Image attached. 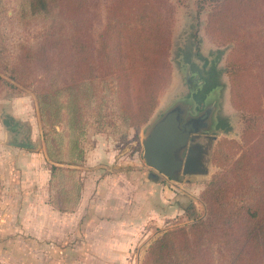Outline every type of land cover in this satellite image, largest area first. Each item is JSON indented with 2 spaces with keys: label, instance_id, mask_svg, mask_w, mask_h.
I'll return each mask as SVG.
<instances>
[{
  "label": "trees",
  "instance_id": "16d2710c",
  "mask_svg": "<svg viewBox=\"0 0 264 264\" xmlns=\"http://www.w3.org/2000/svg\"><path fill=\"white\" fill-rule=\"evenodd\" d=\"M8 2L0 0V86L32 88L50 167L48 202L72 213L84 187L89 118L124 136L158 106L171 74L173 8L169 0H105L97 29L98 0H10V16ZM205 6L208 34L231 46L229 100L245 127L241 143L221 138L214 146L219 171L201 194L203 216L186 208L191 222L152 242L142 264H264V110L261 119L256 111L264 108V0Z\"/></svg>",
  "mask_w": 264,
  "mask_h": 264
},
{
  "label": "rangeland",
  "instance_id": "374dc122",
  "mask_svg": "<svg viewBox=\"0 0 264 264\" xmlns=\"http://www.w3.org/2000/svg\"><path fill=\"white\" fill-rule=\"evenodd\" d=\"M202 2L203 0H169L168 2L173 8L171 47L168 57L171 74L167 86L159 97L158 106L149 121L137 130L129 129L122 136L120 133L114 134L109 125H102L103 128L98 127L97 124L93 123V119L89 118L86 136L81 144L87 152L90 151L91 146L99 145L103 162L97 164L93 169L88 168L89 170L86 171L84 169L86 159L85 164L80 169L79 177L83 180V185L88 177L91 178L88 180L87 195L91 193V190L92 194L86 202V208L90 206L89 203H93L90 198L95 195V192L93 193L94 187L99 186L101 188L100 195L104 197L103 204L110 200L111 204L114 202L113 206L117 208L118 205L121 206V212L116 214V218L113 216L110 219L120 218L121 220H139L141 222L139 228H129L130 232L133 233L131 238L134 240L124 246V254L121 260H89L90 264H142L152 242L165 231L191 222L186 219V208L191 206L195 208L198 215L203 216L204 214L205 209L201 201V194L211 176L219 171L212 164V159L209 175L191 178L182 176L180 181H172L158 174L148 167L142 159L141 138L152 123L178 101H191L195 104L191 98L187 97L186 79L189 74L180 66L185 55H188L191 60L197 61L199 65L203 61L196 59L195 54L206 57L209 62L214 61L216 64L215 69L219 73L222 88L209 99V102L215 101L216 113L223 118V125L226 128L224 131L215 133L217 136L215 145L221 138L233 139L241 143V134L245 125L240 113L230 104L229 77L225 71L227 62L235 59L231 53L230 45L224 46L208 34L206 25L210 8L208 6L202 7ZM98 3L96 10H94L98 23L95 26L97 29L102 23L105 0H98ZM8 8L10 10L7 15L10 16L12 8L10 0ZM14 31L17 30L13 29L12 34ZM31 91L32 88L17 92L10 89L9 86L3 84L0 86V238L5 239L4 243H0V264H27L28 256L33 257L38 264H58L59 261H63L62 258L50 257L48 255L49 247L61 249L80 247L75 243L79 238L77 236L73 238L72 232H69V236L60 234L64 240L55 241L50 245V242L45 241L43 243L42 240L40 242V239L38 240L29 233L23 232L26 229L9 226V222L21 221L33 215V212L22 213L19 211L17 204L4 202L5 191L16 192L17 189H20L17 182V171H19L18 165L22 164L23 158L15 153L20 151L27 155V159L32 156L33 162L36 163L33 168L34 172H44L49 175L50 171L49 165L45 163L43 151L42 134L44 130L39 122L36 102ZM262 110L264 108L260 109L257 106V116L260 119ZM108 119L109 117L105 121ZM5 121H10L13 127L5 126L3 124ZM55 128L57 131L62 129V127ZM14 130L28 131L31 143L35 147L22 149L12 146L10 143L17 142L21 136V134L14 133ZM32 185L24 189H28ZM35 188L36 190L48 189V182L44 181V185L42 184L40 187L35 184ZM47 203L49 204L48 198ZM120 213L122 217H118ZM39 216L37 218L39 222L58 220L57 217H44L43 213H40ZM57 216H62V214ZM90 216L96 217L89 208L85 212L83 211L82 218L84 220H89ZM97 217L102 220L106 219V216L99 212ZM72 218L71 215L69 219ZM45 230L51 229L44 228L43 231ZM41 233L43 234L42 231ZM14 238L15 243L11 244ZM17 239L20 242H17ZM2 249L11 256L2 254ZM33 253L35 255H31ZM84 263H88V259L85 257L77 260L76 264Z\"/></svg>",
  "mask_w": 264,
  "mask_h": 264
},
{
  "label": "crops",
  "instance_id": "0c3cea01",
  "mask_svg": "<svg viewBox=\"0 0 264 264\" xmlns=\"http://www.w3.org/2000/svg\"><path fill=\"white\" fill-rule=\"evenodd\" d=\"M95 145L91 146L90 151L87 152V162L84 168L86 171L88 168L93 169L97 164L103 162L101 160V149L99 145ZM15 154L21 155L23 158L22 164L18 165L19 171H17V182L19 183L18 185L20 186V189H17L16 192H10L9 190L7 192L5 191L4 202L7 204H17V208L19 211H21L22 213L33 212V215L32 217L23 219L21 221L9 222V226L15 227L17 229H26L23 230V232H25L26 234L29 233L32 237L38 240L40 239V242L41 240L43 243H45V241H47L48 243L50 242V245L55 241H61V239L64 240V238L60 234L68 235L69 232H72L73 238L76 236L77 238H79V240L75 243H77L80 247L77 248L75 246L73 249L49 247L48 249V255L50 257H53L54 259L62 258L63 261H57L58 264H76L77 260H80L84 257L88 259L87 264H90L89 260L118 261L123 258L124 246L128 244V242H133L134 240L131 238V235H133V233L130 232L129 228H139L141 223L139 220H121L120 218L115 220L110 219L113 216L116 218V214L121 212V206L118 205V208L116 206H113L114 202L112 203V205L110 200H107L106 204H103L104 197L100 195L101 188H99V186L94 187L93 193L95 192V195L90 198L93 203H89L90 206L87 207L89 208L90 212L95 213L96 217L90 216L89 220H84L82 218V213L83 211H86V202L92 194L91 190V193L87 195V185L88 180L91 179L90 177H88L85 181L79 204L74 212L68 214L63 213L62 216H57L59 214L61 215V213L53 209L51 205L47 203L48 190L46 188L45 190H36L35 188V184H38L40 187L42 184L44 185V181L48 182V173H39L33 171L36 163L33 162L32 156H29V158L27 159V155L21 153L20 151H17V153ZM39 180L42 182L41 184L39 183ZM30 185H32L31 187H29L30 189H24L25 187ZM98 212L100 214H104L106 216V219H98ZM40 213H43L44 217H57L58 220L53 221L51 219L52 222L50 220L39 222L37 218L40 217ZM71 215L73 216V218L69 219ZM33 217H36V219H34ZM118 217H122V214L120 213ZM7 225L8 223L6 224V226ZM44 228H50L51 230L43 231ZM41 231L43 232V234L41 233ZM4 240L5 239L0 238V243H4ZM17 242H20V240L17 239ZM13 243H15V238L11 241V244ZM2 250V254L7 256L9 255V253L4 249ZM31 255L35 254L33 253ZM27 260V264H38L37 261L34 260V258L31 256H28Z\"/></svg>",
  "mask_w": 264,
  "mask_h": 264
},
{
  "label": "water",
  "instance_id": "95a60500",
  "mask_svg": "<svg viewBox=\"0 0 264 264\" xmlns=\"http://www.w3.org/2000/svg\"><path fill=\"white\" fill-rule=\"evenodd\" d=\"M21 134L17 148L33 149L29 132ZM213 130L211 114L199 113L191 101L176 102L168 108L141 138L142 159L158 174L172 181L182 176L209 175L213 149L217 136Z\"/></svg>",
  "mask_w": 264,
  "mask_h": 264
},
{
  "label": "flooded vegetation",
  "instance_id": "af4514ba",
  "mask_svg": "<svg viewBox=\"0 0 264 264\" xmlns=\"http://www.w3.org/2000/svg\"><path fill=\"white\" fill-rule=\"evenodd\" d=\"M195 57L203 61L202 64L199 65L197 61L191 60L188 55H185L180 62L181 68L189 74L186 79L187 97L195 102L197 112L208 111L211 114L214 131H224L223 118L216 113L215 101L209 102V99L222 88L219 73L215 69L216 64L201 55L195 54ZM13 132L19 134L16 130Z\"/></svg>",
  "mask_w": 264,
  "mask_h": 264
}]
</instances>
